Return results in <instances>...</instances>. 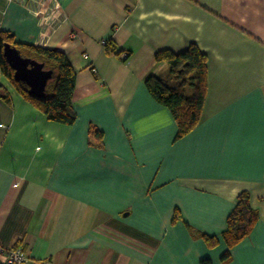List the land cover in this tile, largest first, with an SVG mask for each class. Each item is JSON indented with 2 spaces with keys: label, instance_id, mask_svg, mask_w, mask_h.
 Listing matches in <instances>:
<instances>
[{
  "label": "crops",
  "instance_id": "1",
  "mask_svg": "<svg viewBox=\"0 0 264 264\" xmlns=\"http://www.w3.org/2000/svg\"><path fill=\"white\" fill-rule=\"evenodd\" d=\"M39 2L0 0V31L68 55L75 123L50 121L1 77L0 248L36 264H264V0H57L66 18L43 44ZM191 45L208 58V95L175 141L145 83L169 74L159 51ZM244 192L259 220L230 249Z\"/></svg>",
  "mask_w": 264,
  "mask_h": 264
},
{
  "label": "trees",
  "instance_id": "2",
  "mask_svg": "<svg viewBox=\"0 0 264 264\" xmlns=\"http://www.w3.org/2000/svg\"><path fill=\"white\" fill-rule=\"evenodd\" d=\"M6 44L16 47L23 57L44 63L47 70L53 71V78L48 84L45 97L31 96L28 87L14 79V70L3 54ZM106 48L109 52L116 53L117 47L112 40L107 41ZM156 61L168 64L169 74L165 78L150 76L145 87L155 101L171 112L177 128L175 141H178L193 133L202 121L209 88L208 58L198 46L191 45L182 53L159 51L156 54ZM0 62L1 94H3L1 77L5 76L24 99L50 121L65 125L75 123V117L70 110L75 97L77 73L65 52L20 43L11 32L0 31ZM90 133L102 140L100 131L93 128ZM179 220L180 213L177 211L173 223L176 224ZM258 220L259 213L251 205V195L248 192L240 194L235 208L228 216L227 229L222 235L227 246L231 249L248 238ZM205 239L211 246L219 243L218 237L206 235ZM230 249L224 254L223 261L229 260ZM203 264L210 262L204 261Z\"/></svg>",
  "mask_w": 264,
  "mask_h": 264
},
{
  "label": "water",
  "instance_id": "3",
  "mask_svg": "<svg viewBox=\"0 0 264 264\" xmlns=\"http://www.w3.org/2000/svg\"><path fill=\"white\" fill-rule=\"evenodd\" d=\"M3 54L14 70V79L26 85L31 96L45 97L53 71L47 70L44 63L23 57L20 51L10 44L5 45Z\"/></svg>",
  "mask_w": 264,
  "mask_h": 264
},
{
  "label": "built area",
  "instance_id": "4",
  "mask_svg": "<svg viewBox=\"0 0 264 264\" xmlns=\"http://www.w3.org/2000/svg\"><path fill=\"white\" fill-rule=\"evenodd\" d=\"M51 2H56L55 8L49 13ZM39 9L32 13L38 18L41 28L40 38L38 44L47 42L53 33L57 30L58 26L66 18L63 14H59L61 6L57 0H40ZM103 46L106 47L107 41H103ZM128 55L123 53L122 58L127 59ZM1 67V62H0ZM0 264H36L27 254L23 248L18 247L13 250H6L0 248ZM48 264V263H46Z\"/></svg>",
  "mask_w": 264,
  "mask_h": 264
}]
</instances>
